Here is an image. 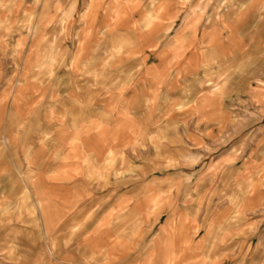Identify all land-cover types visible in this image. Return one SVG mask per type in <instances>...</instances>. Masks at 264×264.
Returning a JSON list of instances; mask_svg holds the SVG:
<instances>
[{
  "label": "rangeland",
  "instance_id": "1",
  "mask_svg": "<svg viewBox=\"0 0 264 264\" xmlns=\"http://www.w3.org/2000/svg\"><path fill=\"white\" fill-rule=\"evenodd\" d=\"M2 11L0 264H104L95 226L155 264H264V0Z\"/></svg>",
  "mask_w": 264,
  "mask_h": 264
},
{
  "label": "crops",
  "instance_id": "2",
  "mask_svg": "<svg viewBox=\"0 0 264 264\" xmlns=\"http://www.w3.org/2000/svg\"><path fill=\"white\" fill-rule=\"evenodd\" d=\"M6 11H2V13H0V21H2L4 18L6 19V21L9 23L10 27H6L7 30L13 29L16 26H18L19 23H23L24 22V18L19 17L16 13L13 14H5ZM3 22V21H2ZM40 27L37 29L36 25H33L29 28V34L33 39H38L39 34L43 31L44 29V23H40L39 24ZM184 27L186 25H183ZM5 28V27H4ZM5 28V29H6ZM192 28V27H191ZM18 29V28H17ZM43 35V34H41ZM23 77L26 78V72H24ZM23 87L18 86L16 88V91L18 93H20L22 91ZM9 140L8 139H4L3 140V146L7 147L9 146ZM83 148L82 149H86L88 147H84V144L81 145ZM70 149H72V147H70ZM72 154L69 153V155H65V160L68 158H72L71 157ZM64 158V157H63ZM64 161V160H63ZM62 166H65L66 163H60ZM59 164V165H60ZM40 174L37 175L36 177V182L37 183H41L42 179L41 176H39ZM57 179L54 177L53 181L55 182ZM58 180H61V178L59 177ZM50 186L53 187L54 191H52L53 195H56V184L55 185H51ZM136 207H133V211L136 212ZM140 222L136 223L137 225H139ZM100 227V226H99ZM98 226L93 227L92 231L87 234V236H85V244L87 249H89V251H93L92 253L95 254V252L101 250V255L103 257V261L104 264H155L156 261L158 260H162V256L161 255H157L156 253L151 252V249H149L148 251L145 252H141L142 250V245L143 244L141 242L140 239V233H136L135 235H124L125 237H123L124 239L119 241L114 240L115 237L118 238L115 234V229L113 227H110L108 229V231L105 233H102V231L100 232ZM149 236H145V239H147ZM138 241V242H137ZM92 254V255H93ZM95 256V255H93ZM172 257H168L167 259H164L165 261H172L173 258ZM162 260V261H164Z\"/></svg>",
  "mask_w": 264,
  "mask_h": 264
}]
</instances>
